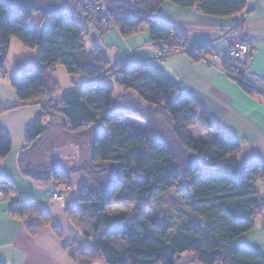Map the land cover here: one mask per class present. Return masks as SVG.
Returning a JSON list of instances; mask_svg holds the SVG:
<instances>
[{"label":"trees","instance_id":"trees-1","mask_svg":"<svg viewBox=\"0 0 264 264\" xmlns=\"http://www.w3.org/2000/svg\"><path fill=\"white\" fill-rule=\"evenodd\" d=\"M98 1L78 0L76 10L51 16L41 14L39 23L35 22L36 12L23 9L13 13L0 1V74L5 72L11 39L38 53V69L30 74L19 72L12 80L20 102L53 99L62 93L51 78L58 67L70 76L91 79L104 71L114 73L108 79L75 85L58 102L48 100L41 117L28 130L20 155V169L31 180L48 183L55 179L69 187L65 170L35 167L29 160L36 142L47 133L44 120L62 117L69 133L92 138L95 165L119 167L115 182L84 185L79 190L78 204L66 205L69 223L91 240L72 252L71 257L78 264H180L184 255H191V262L197 264H264L263 255L237 244L264 216V200L256 187L264 179V164L241 165L240 142L200 111L187 93L150 66L111 65L98 44L89 49L81 43L84 38L87 42L91 30L104 35L117 29L122 37L129 38L147 29L152 43L187 44L175 35L173 25L157 18L164 3L227 18L240 16L248 7L247 0H103L112 24L106 31L87 22L86 3ZM236 32H242V25ZM200 51L211 54L208 49ZM245 90L264 97L254 90ZM128 91L136 93L147 107L126 94ZM160 115L165 116L183 158L158 134ZM133 120L145 129L139 131L130 122ZM195 124L223 141L192 138ZM12 147L10 136L0 127V158L7 157ZM181 182L186 186L178 194L189 212L200 217V224L166 228L142 216L110 211L119 202L149 204ZM15 192L13 183L0 180V197ZM12 215L23 222L31 236L45 227H52L59 234L50 215L33 205L19 204Z\"/></svg>","mask_w":264,"mask_h":264},{"label":"crops","instance_id":"crops-1","mask_svg":"<svg viewBox=\"0 0 264 264\" xmlns=\"http://www.w3.org/2000/svg\"><path fill=\"white\" fill-rule=\"evenodd\" d=\"M247 4V9L240 16L219 18L203 15L197 8L183 9L164 3L158 10L157 18L173 25L175 35L181 41L196 49H208L211 53L227 51L233 44L235 31L242 25V32L250 38L253 48L247 77L264 90V0H247ZM150 42L147 29L129 38L122 37L117 29L104 35L91 30L86 46L90 49L98 44L111 65L122 63L127 67L140 64L150 66L180 91L187 93L200 111H205L240 142L238 160L241 165L253 162L264 164V97L250 94L238 82L193 60L185 53L171 54L165 60H157L153 50L148 47ZM29 52L27 50L23 54ZM34 54L38 59V53ZM103 73L104 79L114 75L107 71ZM18 74L16 67L13 77ZM55 77V73H52V80L60 86ZM72 77L76 78L69 79L60 87L63 93L51 98L52 100L58 102L62 94L73 90L75 85L83 86L92 80L84 76ZM7 79L5 70L0 74V127L10 136L13 147L7 157L0 158V180L13 183L16 192L8 197H0V264H78L70 254L86 243L69 223L66 206L53 199L58 187L62 185L61 181L53 179L48 183L35 182L22 173L19 165L20 155L27 142V132L41 117L42 107L47 101L20 102L12 84L13 79ZM129 92L126 94L144 106L136 93L138 98ZM44 125L47 133L38 139L35 148L29 153V160L35 167L65 170L71 184L69 187L62 186L66 200L71 202L78 198L79 190L84 186L77 193L73 192V173L69 172L71 169L75 168L79 173L84 169L89 173L92 167L106 166L104 170L107 173V165L113 164L95 165L91 157L89 163L92 167L85 170L81 164L75 167L70 158L62 155L55 154L53 158L46 155L45 160L43 150L46 151L49 144H57L55 140H59L63 134L80 136L66 130L67 122L62 117L46 118ZM204 130L208 131L206 128ZM208 132L213 139L223 141L214 132ZM67 154L73 157L76 153L73 149H68ZM88 185L96 186L94 183ZM256 187L264 200V179H260ZM19 204L33 205L40 212L49 214L59 234L52 227H45L37 235L31 236L23 222L12 215ZM237 244L264 256V216L258 218L255 229L241 236Z\"/></svg>","mask_w":264,"mask_h":264},{"label":"rangeland","instance_id":"rangeland-1","mask_svg":"<svg viewBox=\"0 0 264 264\" xmlns=\"http://www.w3.org/2000/svg\"><path fill=\"white\" fill-rule=\"evenodd\" d=\"M99 1H103V0H99ZM77 8H78L77 4L75 3L71 8V11H74ZM40 20H41V14L37 13L35 17V22L39 23ZM92 39L93 38H91L90 41H92ZM24 51H27V48L24 45H22L15 38L11 39L8 59L5 65V70L8 76L7 80L11 81L14 78L13 73L16 72V66L14 65L15 59L19 55L23 54ZM54 73L56 75L55 78L60 84V87H63L68 82L69 79L76 78L69 76L63 67H58L54 71ZM110 73H112V71H110ZM129 93L137 97L133 91H130ZM44 100L48 101L49 99H44ZM139 100L141 99L139 98ZM141 103H143L145 107L147 106L143 100H141ZM130 122H132V124L139 131L145 129V126L138 122L135 121H130ZM157 124L159 130L158 134L169 144V146L175 151V153L179 157L183 158L181 148L177 143L173 133L170 131L168 122H166V118L164 115H160L159 119L157 120ZM62 137L59 140L58 139L55 140V142L57 141V144H53V143L49 144V146L46 148L47 150L46 151L43 150L42 155L44 159L46 160L47 156L48 157L52 156L53 158L55 157L56 154V155H62L67 159L70 158L73 162L71 164L72 165L74 164L75 167L79 166L80 164L85 168V170H88L90 166L92 167V165H90L89 163L93 153L92 138L90 136L72 137L66 134H63ZM191 137L196 140H202V141L213 139L212 135H210L208 131L204 130V128L198 124L192 126ZM68 149H73L75 151L76 154L75 156H73L74 158L67 154ZM46 152H49V154L48 153L46 154ZM105 167L106 166L92 167L89 173L84 171V169H82L80 173L76 171L75 168L71 169L69 172L73 173L72 174V177L74 179V185L72 189L73 192L77 193L78 189L82 185H88L91 183H94L96 185H109L115 182L119 176V171H118L119 167L114 165H107V173L104 170ZM185 186L186 183L184 182H181L180 184L176 183V185L174 186L171 192L163 195L159 199L149 204L137 205V204H126L119 202L113 205L110 208V211L114 214H132V215L142 216L143 218L155 223H159L166 228H174V227L176 228L182 225H189V224H200L202 223L200 217L197 214H193L189 212L187 207L184 205L182 196L178 194V191L184 190ZM81 238L86 244L91 242V240H88L83 236H81ZM191 260H192L191 255H184L179 260V262L180 264H185L191 262ZM96 261H99V259L97 260L96 258ZM96 264L99 263L97 262ZM100 264L102 263L100 262Z\"/></svg>","mask_w":264,"mask_h":264},{"label":"built area","instance_id":"built-area-1","mask_svg":"<svg viewBox=\"0 0 264 264\" xmlns=\"http://www.w3.org/2000/svg\"><path fill=\"white\" fill-rule=\"evenodd\" d=\"M85 10L87 12V22L90 26L105 31L111 28V17L107 5L103 1L86 3ZM81 43L85 44L86 39L84 38ZM148 47L153 50L157 60H165L171 54L185 53L193 60L206 64L218 73L238 82L245 88L264 94V90L256 82H252L247 77L248 62L253 53V48L250 38L243 34V32H235V39L232 46L222 53L208 54L188 44L175 41L149 43ZM103 77L104 73L93 78L86 84L94 80L103 79ZM53 199L61 202L65 206L69 203L64 196L62 185L58 187L57 192L53 195ZM70 203L77 205L78 198L72 200Z\"/></svg>","mask_w":264,"mask_h":264},{"label":"water","instance_id":"water-1","mask_svg":"<svg viewBox=\"0 0 264 264\" xmlns=\"http://www.w3.org/2000/svg\"><path fill=\"white\" fill-rule=\"evenodd\" d=\"M13 13H19L23 9L32 10L38 14L51 16L55 14H68L78 0H0ZM14 64L18 72L30 74L38 69L39 60L32 52L19 55ZM186 264H197L189 262Z\"/></svg>","mask_w":264,"mask_h":264}]
</instances>
